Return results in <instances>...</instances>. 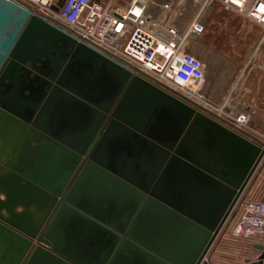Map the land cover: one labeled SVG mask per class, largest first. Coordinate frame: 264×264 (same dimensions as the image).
Here are the masks:
<instances>
[{
	"label": "water",
	"instance_id": "1",
	"mask_svg": "<svg viewBox=\"0 0 264 264\" xmlns=\"http://www.w3.org/2000/svg\"><path fill=\"white\" fill-rule=\"evenodd\" d=\"M263 165L264 140L0 0V264H212Z\"/></svg>",
	"mask_w": 264,
	"mask_h": 264
},
{
	"label": "built area",
	"instance_id": "2",
	"mask_svg": "<svg viewBox=\"0 0 264 264\" xmlns=\"http://www.w3.org/2000/svg\"><path fill=\"white\" fill-rule=\"evenodd\" d=\"M21 1L79 39L111 53L201 107L238 127H248L246 112L239 111L229 98L220 103L216 94L205 89L204 63L187 51L190 41L204 31L201 13L197 12L202 7L198 0H191L189 9V0H169L163 4L155 0ZM207 1H217L225 11L242 14L264 29V0ZM183 12L187 13L184 19ZM250 189L237 202L225 231L229 230L235 238L254 241L264 238V194L254 199Z\"/></svg>",
	"mask_w": 264,
	"mask_h": 264
},
{
	"label": "rangeland",
	"instance_id": "3",
	"mask_svg": "<svg viewBox=\"0 0 264 264\" xmlns=\"http://www.w3.org/2000/svg\"><path fill=\"white\" fill-rule=\"evenodd\" d=\"M255 24L258 23L242 14L228 13L222 8L212 17L203 37L213 46L215 53L224 55L226 58L230 56L235 58L234 51L238 50V53L243 51L245 40L251 38L255 44L249 48L248 55L252 56L259 42L264 40V29L261 25L256 26ZM199 46L198 39H194L187 51L198 57L199 50H201ZM221 55L218 56L221 57ZM256 79V81L253 79L248 86L249 93L240 96L244 100L242 105L244 107L248 106L249 109L247 108L248 110L244 111L240 106L238 109L246 112L249 116L248 127H243V129L264 140V79L262 80L260 73ZM261 82H263V85ZM224 96L228 99L230 94H224ZM254 186L256 185L254 184ZM262 194L260 190H256L252 198L260 199ZM261 253V250L253 248L251 240L235 238L228 230L221 234L210 255V261L212 264H250L251 260L257 259Z\"/></svg>",
	"mask_w": 264,
	"mask_h": 264
},
{
	"label": "crops",
	"instance_id": "4",
	"mask_svg": "<svg viewBox=\"0 0 264 264\" xmlns=\"http://www.w3.org/2000/svg\"><path fill=\"white\" fill-rule=\"evenodd\" d=\"M198 1L201 3L200 5L202 7L198 8L199 10L197 12L201 13L199 17L200 21L204 22V32H202L194 39H198L200 43L199 47L201 50H199L198 57L203 61L206 69L205 89L211 90V92L216 94L220 103H224L226 100V98H224V94H230L229 99L232 100V103H235L237 107L240 106V108L242 107L243 110L247 108L249 109L248 106L244 107L242 105L244 103V100L240 96L249 93L248 86L253 79H255V81L257 80L256 78L259 73L262 80L264 79V40H262L263 42H259V44L257 45V47L259 46V48L256 47L255 53L252 56L250 54L248 55L249 48L251 47V45L255 44V42H253L251 38H249V40H245V43L243 44L245 49L243 51H241L240 53H238V50L234 51L236 54H234L235 58L234 56L226 58L224 55L215 53L213 46L209 44V42L205 39V37H203V35L212 17L218 10L222 9V6L218 2L217 4L213 5L212 2L210 3L207 0ZM211 4L212 7H209ZM189 12H191V10L188 11V13ZM195 15H197V13L194 14V17ZM255 25L257 26L259 24ZM191 41L188 47H190ZM189 49L190 48H188V50ZM218 55H221V57H219ZM248 57L250 59H247ZM262 83L263 82H261V84ZM254 184L256 186H254ZM254 190H260V192L264 194V166L251 185L249 194L252 197L255 192ZM252 243L253 248L255 250H259L255 248V246L257 244L264 245V238L254 240L252 241Z\"/></svg>",
	"mask_w": 264,
	"mask_h": 264
},
{
	"label": "bare ground",
	"instance_id": "5",
	"mask_svg": "<svg viewBox=\"0 0 264 264\" xmlns=\"http://www.w3.org/2000/svg\"><path fill=\"white\" fill-rule=\"evenodd\" d=\"M256 259H254V260H251V261H255Z\"/></svg>",
	"mask_w": 264,
	"mask_h": 264
}]
</instances>
